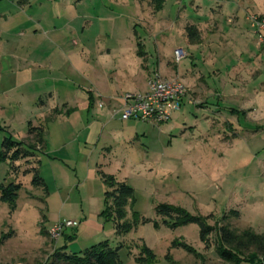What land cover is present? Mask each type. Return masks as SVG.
<instances>
[{"label":"rangeland","instance_id":"374dc122","mask_svg":"<svg viewBox=\"0 0 264 264\" xmlns=\"http://www.w3.org/2000/svg\"><path fill=\"white\" fill-rule=\"evenodd\" d=\"M71 2L67 14L50 12L48 17L56 19L55 25L73 18L82 47L77 54L90 66L100 64L101 56L112 62L120 55L130 59L131 64L136 61L137 68L139 62L148 66L152 77L157 64V72L162 73L168 62L169 68L187 77L186 82L193 79L201 90L190 95L191 90L182 82L186 96L180 111L161 125L134 122L137 136L133 135L129 142L111 137L109 131L101 139L92 138L89 133V141L85 140V133L73 138L84 127L85 116L74 112L67 117L66 126L68 130L75 129L74 133L63 139L65 147L60 153L61 149H57L53 155L61 160L68 158L72 163L67 162L69 170H62L64 179L59 173L62 181L57 178L58 184L66 190L75 172L82 175L87 156L95 159L109 153L112 158L109 167L113 170L105 171L113 172L118 181H125L133 190L131 211L151 221L139 224L124 237H114L109 221L103 220L105 229L97 235L80 222L70 220L75 221L77 227L65 228L52 240L48 230L58 222L68 221L69 208L61 207L55 191L57 180L50 167H43L39 172L48 192L43 195L31 186V175H23L24 169L32 167V159H28L29 163L16 162L15 170H11L8 163H1L0 183L14 181L21 183L22 188L13 211L0 202V238L7 236L0 245V264H63L55 259V251L60 254L59 249L64 248L67 255L78 254L105 240L122 245L119 251L122 264H138L135 259L140 257L143 244L154 254L152 264H230L215 253L217 229L224 224L220 221L222 216H227L230 228L237 232L250 229L264 233V33L259 35L245 22L248 15H264L262 1L165 0L157 12H153L146 1ZM232 15L237 18L235 28L227 22ZM192 25L199 29V44L216 43L208 45L217 53L213 61L210 60L212 53L204 52L208 49L188 44L186 28ZM177 48L185 54L178 64L173 59ZM233 66L235 70H243L244 81H233L226 90L219 82L227 78ZM143 75L148 76L145 72ZM242 84L244 88H240ZM144 87L145 84L139 82L130 88L121 85L118 94L143 92ZM20 95H23L20 89H13L7 95L9 105L0 96V143L10 131H14L12 135L20 141L25 128L20 127L21 116L24 118L32 111L29 98L23 102ZM57 122L62 124V119ZM49 128L47 150L60 145L51 140L55 127ZM21 141L30 140L27 137ZM99 189L102 190L101 212L103 187L98 188V193ZM94 191L90 192L96 193ZM90 192L88 190L87 195ZM67 193L77 203L83 219L90 211L86 192L80 187L78 191ZM159 204L180 207L191 215L209 216L208 225L213 231L208 245L200 241L199 227L195 224L174 229L163 225L155 214ZM131 211L127 209L128 220H131ZM97 217L101 219L99 214ZM173 243L189 247L191 253L174 247Z\"/></svg>","mask_w":264,"mask_h":264},{"label":"crops","instance_id":"0c3cea01","mask_svg":"<svg viewBox=\"0 0 264 264\" xmlns=\"http://www.w3.org/2000/svg\"><path fill=\"white\" fill-rule=\"evenodd\" d=\"M71 6V0H0V90L5 88L4 91L0 92V96H3L9 105L10 99L8 100L7 95L13 89H20V94L23 93L20 95V99L24 102L26 98H29L32 103L30 115L28 114L24 118L21 116L20 127L25 128L22 131L20 141L28 137L26 134L28 123L35 127L42 124L44 119L51 117L46 127L44 147H41L38 152V171L40 172L43 167L49 166L56 177L55 180L58 178L60 182L62 178L64 179L62 170H69L66 168L67 162L72 163V161L66 155L64 156L67 159L61 160L53 154L57 152V149H61L58 151L60 153L65 147L63 139L68 136L72 137L74 133L75 129L70 128L68 130L69 128L66 126L69 122V116L74 112H81L85 116L82 122L84 127L73 138L77 139L85 133V140L88 139L89 141L91 134L92 138L97 136L98 139H101L103 134L109 131L111 137L129 142L133 135L137 136V125L134 124L136 121L120 120L122 105L119 99L121 94H118L119 87L123 85L130 88L139 82V84H145L143 90L145 91L147 82L151 78L148 66L145 64L143 66L139 62L137 68L136 61L131 64L130 59L124 56L119 55L116 61L114 59L112 62L105 56H101L100 64L95 63L92 66L88 64V61L81 58L77 54L81 46L77 31L74 28L77 25H73V18L62 25H55L54 20L56 19L48 17L50 12L56 15L58 12L64 11L67 14L66 11ZM227 22L232 23L231 28L238 26L235 15H232ZM245 22L247 23L246 17ZM247 26L249 25L247 24ZM254 33L256 34L255 31ZM188 44L192 45L190 42ZM215 44L209 41L205 45L199 43L193 45L198 46V49H208L204 52H211L213 58L210 60L213 61L217 53L214 54L215 50H212V46L209 48L208 45L215 46ZM107 54L110 56L109 50H107ZM2 62H5V65H2ZM167 63H165L162 73L159 72L163 78L178 77L191 90L190 95H195V92L201 90V87L193 79L186 82L185 78L187 77L180 76L176 69L169 68ZM89 66L96 76L88 68ZM158 68L157 64L155 71ZM242 71L235 70L233 66L230 73L227 74V78L219 82V85H223L224 89L227 90L231 86V82L238 80L243 82ZM144 72L148 74L147 77L143 75ZM89 78L91 81L88 80ZM3 81H6V84H3ZM240 88H244V84L240 85ZM54 110L57 111V115H52ZM58 119H62V124H57ZM51 126L55 127L54 138L51 140L57 141L60 145L47 150V142L50 140L48 134L51 132L49 127ZM8 127L6 126V128ZM6 132L4 131V133ZM88 133L89 135H87ZM12 134L14 131H10L9 135L19 141ZM111 159L109 153L102 154L95 159L87 156L83 162L84 168L81 169L83 170L82 175L78 176V173L75 172L73 182L69 187H65L66 190L58 184V180L57 183L55 181V185L58 186L55 187V191L58 192L61 207L69 208L68 220L80 222V225L82 224L97 235L103 233L105 229L103 220L97 217L101 209L99 195L102 197V190L99 189L98 193V188L103 187V193L105 191L97 172L101 171L104 174L115 176L113 172L105 171L113 170L109 167ZM73 170L78 169L74 168ZM80 187L86 192L85 197L88 206H90L89 214L85 213L83 219L80 217L77 203L73 202L67 193L78 191ZM93 189L96 190L94 191L96 193H91ZM88 190L91 192L87 195ZM79 198H81L80 195ZM112 233L114 235V231Z\"/></svg>","mask_w":264,"mask_h":264},{"label":"trees","instance_id":"16d2710c","mask_svg":"<svg viewBox=\"0 0 264 264\" xmlns=\"http://www.w3.org/2000/svg\"><path fill=\"white\" fill-rule=\"evenodd\" d=\"M138 3L148 2L153 12L159 11L165 0H133ZM264 7V0H261ZM264 18V15H258ZM186 37L191 44L199 43L198 30L194 26L186 28ZM52 115H57L54 110ZM51 117L44 119L42 124L31 126L28 123L27 136L29 142L25 143L14 139L6 134L0 143V164L8 163L11 170H15L14 164L18 161L29 163L32 159L33 165L24 169L23 175H31L30 184L34 189H39L43 195H47V188L43 179L39 175L38 152L44 147V137L47 123ZM36 147H40L37 149ZM105 191L103 193V208L99 217L104 221L112 224L114 237H124L131 231L135 230L139 224L151 222L148 219L140 217L136 212L131 211L134 205L133 190L123 181H118L113 175H107L101 171L97 172ZM22 188L21 183L9 182L0 183V202L8 205L11 211L15 208V201L18 192ZM127 209L131 211V220L126 218ZM155 214L160 217L162 224L168 228L183 227L195 224L199 227V239L202 243L208 245V238L213 229L208 225V217L200 215H191L184 209L167 204H159L155 207ZM236 215V214H233ZM224 224L217 229L215 253L224 262L230 264H264V233L258 234L250 229L237 232L230 228L227 223V216L220 218ZM153 226L157 224L154 222ZM41 233H44L43 231ZM7 236L0 238V245ZM173 246L180 247L190 252L189 247L180 243H173ZM122 245H113L105 240L98 244L92 245L78 254L67 255L64 248L55 251L54 257L58 262L63 264H122L119 258V251ZM155 260L152 251L144 244L140 249V257L135 261L138 264H152Z\"/></svg>","mask_w":264,"mask_h":264},{"label":"built area","instance_id":"2783aa9c","mask_svg":"<svg viewBox=\"0 0 264 264\" xmlns=\"http://www.w3.org/2000/svg\"><path fill=\"white\" fill-rule=\"evenodd\" d=\"M248 25L259 35L264 33V18L257 15L246 17ZM185 57L182 49L173 51L174 63L178 64ZM186 96V87L177 78L164 79L159 72H154L143 92H126L119 97L121 101L120 120L136 121L160 125L169 122L178 112ZM115 115V114H114ZM77 227L75 221L58 222L48 230L52 240L57 239L65 228Z\"/></svg>","mask_w":264,"mask_h":264}]
</instances>
